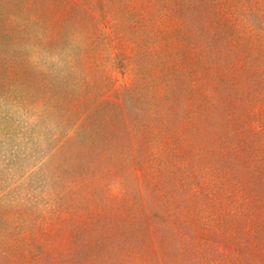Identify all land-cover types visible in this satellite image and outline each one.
Returning <instances> with one entry per match:
<instances>
[{
    "label": "rangeland",
    "instance_id": "374dc122",
    "mask_svg": "<svg viewBox=\"0 0 264 264\" xmlns=\"http://www.w3.org/2000/svg\"><path fill=\"white\" fill-rule=\"evenodd\" d=\"M0 264H264V0H0Z\"/></svg>",
    "mask_w": 264,
    "mask_h": 264
}]
</instances>
